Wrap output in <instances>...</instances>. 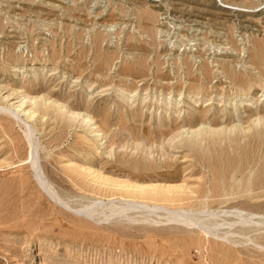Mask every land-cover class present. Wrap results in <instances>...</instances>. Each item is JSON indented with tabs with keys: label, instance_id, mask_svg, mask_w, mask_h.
I'll return each instance as SVG.
<instances>
[{
	"label": "rangeland",
	"instance_id": "rangeland-1",
	"mask_svg": "<svg viewBox=\"0 0 264 264\" xmlns=\"http://www.w3.org/2000/svg\"><path fill=\"white\" fill-rule=\"evenodd\" d=\"M259 119L264 0H0V264H264Z\"/></svg>",
	"mask_w": 264,
	"mask_h": 264
},
{
	"label": "bare ground",
	"instance_id": "bare-ground-1",
	"mask_svg": "<svg viewBox=\"0 0 264 264\" xmlns=\"http://www.w3.org/2000/svg\"><path fill=\"white\" fill-rule=\"evenodd\" d=\"M241 95V94H240ZM27 97V96H26ZM9 99V98H8ZM224 99V98H223ZM143 100H145V99H143ZM229 100V99H228ZM29 102V101H28ZM20 103H22V102H20ZM34 104V103H33ZM56 104L60 107H62L63 109H64V111L65 110H68V106L66 107V106H63L62 105V103H60V102H56ZM55 104V105H56ZM234 104V103H233ZM56 105V106H57ZM169 105V104H168ZM220 105V104H219ZM239 105V104H238ZM37 106V105H36ZM166 106H167V104H166ZM22 107H24L23 105H17V108L18 109H21ZM60 107V108H61ZM16 108V109H17ZM168 108V107H167ZM17 109V110H18ZM24 111V110H23ZM29 111V110H28ZM71 111V110H70ZM37 113V112H36ZM35 112H33V113H31V114H33L34 116H35V114H36ZM69 113V112H68ZM28 114V113H27ZM29 115L28 116V118L30 119V118H32L33 116L32 115ZM70 114H71V117L72 118H78V117H80V116H82V114H79V113H72V112H70ZM84 114V113H83ZM38 115V114H37ZM36 117V116H35ZM83 117V120H84V122H85V124L87 123L88 125H90L91 127H92V130L93 131H95V132H98V133H100V132H102V130H100L99 129V127H97L96 126V124L94 123V120L91 118V117H88V116H82ZM45 118V117H44ZM82 119V118H81ZM32 120V119H31ZM254 123H257V122H259V124H261V123H263L264 124V120L262 119V120H254L253 121ZM227 123H232V120L231 121H229V122H227ZM209 125V124H208ZM188 126H189V124H188ZM177 128V127H176ZM178 128H180V126L178 127ZM178 128H177V130H178ZM191 129V128H190ZM249 129V128H248ZM247 129V130H248ZM174 130V129H173ZM175 131V130H174ZM174 131H172L173 133H174ZM191 130H188V132H185V133H187V135H188V133L189 134H191L192 135V139H194V140H200V139H203V138H205V137H209V138H215V137H219V139H221V137H226L227 138V140L228 139H230L233 135H237L236 134V132L238 131H240L241 133L244 131V132H246V130H245V128H240V127H238L237 125L236 126H234V127H232V128H228V127H225V128H222V129H220V130H206V129H202V128H200V129H198V130H195V131H192V132H190ZM171 132V133H172ZM180 132V131H179ZM237 132V133H238ZM243 132V133H244ZM249 132H251V131H249ZM247 133V132H246ZM96 134V133H95ZM184 134V133H183ZM96 135H100V134H96ZM103 136V135H102ZM182 136V135H181ZM185 135H183V137H184ZM189 136V135H188ZM100 137V136H99ZM246 137V136H245ZM104 138V137H103ZM137 138V137H136ZM176 138V137H175ZM179 138V137H178ZM177 138V139H178ZM106 139V138H105ZM172 139V138H171ZM225 139V138H224ZM101 140H102V138H101ZM193 140V141H194ZM203 140H205V139H203ZM226 140V141H227ZM173 141H175V140H173ZM191 141V140H190ZM228 141H230V140H228ZM172 142V141H171ZM186 142V144L188 145V140L187 141H185ZM185 142H184V144H185ZM188 142V143H187ZM192 142V141H191ZM222 142V141H221ZM195 143H196V141H195ZM166 145V144H165ZM190 145H191V143H190ZM183 146V145H182ZM189 146V145H188ZM34 158V157H33ZM32 164H34L33 166H32V168H33V170H34V174H35V177H36V180H37V182L39 183V185L40 186H42V187H45L46 185H45V179L42 177V175L39 173V171H40V168L38 167V166H36V164H35V162H33V159H32ZM123 184V183H122ZM126 184H128V183H126ZM131 185V184H130ZM134 185V184H133ZM121 186L126 190V192H128L129 193V195H134V196H138L139 198H145V199H151V200H158V201H169V200H171L172 198H171V196L169 195V194H171L169 191H164V190H158V188H145V187H134V186H127V185H121L120 184V188H121ZM136 186V185H135ZM138 186V185H137ZM143 186V185H142ZM167 189H169V188H167ZM51 189H50V187H49V193L51 192L50 191ZM124 190V191H125ZM146 207H148V206H146L145 205V207L143 206H141V208H140V210H141V214H143V212H145L146 211ZM100 208H102V209H105V208H107V212L109 213V216H117L118 214H124V211L122 210V208H118L117 206H114V205H111V206H106V205H100ZM135 209H137V208H135ZM165 209V216H167L166 218H165V220H168V221H170L171 219L173 220V221H177V222H179V223H186V222H192V224L194 223L195 225H197V226H200L201 227V229H203V230H205L206 232H208L209 231V228H211V227H207L206 225H200L199 223H196V221H194L195 219H197V217H193L192 215H190V214H188V213H184L183 215H178V214H176V212L175 211H170V209H167V208H164ZM106 210V209H105ZM145 215V214H144ZM119 216V215H118ZM195 216V215H194ZM213 221H215V220H213ZM213 221L210 219L209 220V222L211 223V226H213V227H215L216 226V224H215V222L213 223ZM217 227V226H216ZM229 240V239H228Z\"/></svg>",
	"mask_w": 264,
	"mask_h": 264
}]
</instances>
